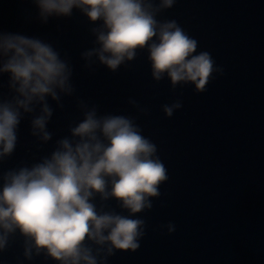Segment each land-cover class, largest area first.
I'll list each match as a JSON object with an SVG mask.
<instances>
[{
    "label": "clouds",
    "instance_id": "obj_1",
    "mask_svg": "<svg viewBox=\"0 0 264 264\" xmlns=\"http://www.w3.org/2000/svg\"><path fill=\"white\" fill-rule=\"evenodd\" d=\"M30 2L35 15L26 20L42 25L71 18L74 10L87 18L93 46L80 58L89 72L99 65L115 73L146 51L152 80L167 79L174 94L187 85L204 93L224 75L223 66L209 51L199 50V41L176 19L158 18L177 0ZM73 75L70 59L53 43L0 29V165L15 153L25 118L30 136L46 145L54 136L48 125L56 109H64L65 98L75 99L82 117L70 120L68 134L38 161L0 170V254L17 234L23 237L27 261L43 257L56 264H108L117 252H136L149 227L141 214L153 209L161 185L169 180L157 144L144 135L137 117L101 114L98 105L77 95ZM128 103L149 114L136 99L129 97ZM182 108L179 96L161 105L166 118ZM159 229L171 235L177 225L168 221Z\"/></svg>",
    "mask_w": 264,
    "mask_h": 264
},
{
    "label": "water",
    "instance_id": "obj_2",
    "mask_svg": "<svg viewBox=\"0 0 264 264\" xmlns=\"http://www.w3.org/2000/svg\"><path fill=\"white\" fill-rule=\"evenodd\" d=\"M29 14L35 15L30 0H0V29L53 43L74 67L77 95L98 105L101 114L136 116L168 169L160 198L141 214L149 227L140 248L117 252L108 264H264V0H177L158 17L176 19L199 41V50L223 66L224 75L204 93L187 85L174 94L167 79L154 82L146 51L115 73L99 65L89 72L80 58L93 46L86 17L74 10L71 18L42 25L26 20ZM177 96L183 108L166 118L161 105ZM129 97L149 114L138 113ZM80 118L75 99L65 98L48 125L54 136L46 145L30 136L25 118L16 151L0 170L38 161L68 134L69 121ZM107 203L116 207L115 200ZM168 221L177 225L171 235L159 229ZM22 245L17 234L0 264H56L43 257L24 260Z\"/></svg>",
    "mask_w": 264,
    "mask_h": 264
}]
</instances>
